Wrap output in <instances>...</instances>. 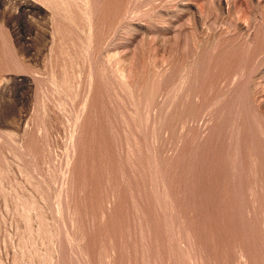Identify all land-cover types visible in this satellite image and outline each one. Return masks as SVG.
<instances>
[{
	"label": "rangeland",
	"instance_id": "obj_1",
	"mask_svg": "<svg viewBox=\"0 0 264 264\" xmlns=\"http://www.w3.org/2000/svg\"><path fill=\"white\" fill-rule=\"evenodd\" d=\"M0 264H264V0H0Z\"/></svg>",
	"mask_w": 264,
	"mask_h": 264
}]
</instances>
